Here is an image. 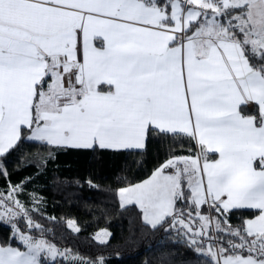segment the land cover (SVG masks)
I'll use <instances>...</instances> for the list:
<instances>
[{
  "label": "snow or ice",
  "instance_id": "1",
  "mask_svg": "<svg viewBox=\"0 0 264 264\" xmlns=\"http://www.w3.org/2000/svg\"><path fill=\"white\" fill-rule=\"evenodd\" d=\"M162 135L199 151L119 188L120 207L138 205L153 229L179 225L209 264H264V0H0V157L22 139L118 152ZM21 191L0 192V221L26 250L0 243V264L67 258ZM242 209L258 214L233 227L226 214Z\"/></svg>",
  "mask_w": 264,
  "mask_h": 264
},
{
  "label": "trees",
  "instance_id": "2",
  "mask_svg": "<svg viewBox=\"0 0 264 264\" xmlns=\"http://www.w3.org/2000/svg\"><path fill=\"white\" fill-rule=\"evenodd\" d=\"M173 151L188 155L198 152V147L194 141L171 135L150 138L145 150L118 152L57 149L22 139L9 156L0 157V164L7 171V175L0 173V192L21 185L18 197L25 207L39 209L30 215L42 225L44 238L77 257H103L104 264H209V258L189 246L179 225L167 231V224L153 229L143 221L137 205L120 207L118 189L150 177ZM210 158L215 157L210 154ZM34 196L39 198L36 204ZM177 206L184 207L179 202ZM201 211L216 215L206 205ZM256 214L254 210L242 209L226 216L228 223L237 227L243 219ZM69 220L76 222L79 232L69 228ZM14 222L21 231L39 238L40 230L27 229L23 217ZM102 229L111 233L107 243L95 239ZM11 233V226L0 221V243L10 240L14 247L26 249ZM224 239L233 237L225 233ZM44 264L81 261L44 256Z\"/></svg>",
  "mask_w": 264,
  "mask_h": 264
},
{
  "label": "rangeland",
  "instance_id": "3",
  "mask_svg": "<svg viewBox=\"0 0 264 264\" xmlns=\"http://www.w3.org/2000/svg\"><path fill=\"white\" fill-rule=\"evenodd\" d=\"M127 187V186H126ZM18 199H19V197H17ZM20 200V199H19ZM21 201V200H20ZM22 202V201H21ZM23 203V202H22ZM36 204V203H35ZM208 214H210L211 215V213L209 212ZM213 216V215H212ZM213 217H215V216H213ZM102 230H105V229H102ZM101 231V230H100ZM100 231H98V232H100ZM108 231V230H107ZM97 232V233H98ZM109 232V231H108ZM110 233V232H109ZM214 234V233H213ZM96 235V234H95ZM108 239V238H107ZM53 244V243H52ZM58 249H61V250H65V249H63V248H60V247H58V246H56ZM45 257H47L46 255H45ZM61 257H63V256H58L57 258H61ZM74 257H77L76 255H74V254H72L71 253V255H69L67 258H69L70 260H76ZM49 258V257H48ZM63 258H65V257H63Z\"/></svg>",
  "mask_w": 264,
  "mask_h": 264
},
{
  "label": "crops",
  "instance_id": "4",
  "mask_svg": "<svg viewBox=\"0 0 264 264\" xmlns=\"http://www.w3.org/2000/svg\"><path fill=\"white\" fill-rule=\"evenodd\" d=\"M198 151H199V148H198ZM148 178H149V177H148ZM148 178H147V179H148ZM145 180H146V179H145ZM143 181H144V180H143ZM141 182H142V181H141ZM138 183H140V182H138ZM138 183H136V184H138ZM133 185H134V184H133ZM137 206H138V205H137ZM24 250H26V249H24Z\"/></svg>",
  "mask_w": 264,
  "mask_h": 264
}]
</instances>
